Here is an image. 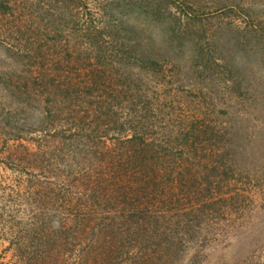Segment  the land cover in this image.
Masks as SVG:
<instances>
[{
    "label": "rangeland",
    "instance_id": "1",
    "mask_svg": "<svg viewBox=\"0 0 264 264\" xmlns=\"http://www.w3.org/2000/svg\"><path fill=\"white\" fill-rule=\"evenodd\" d=\"M101 1L13 0L9 10H0V264H264V56L261 36L251 35V26L260 25L249 17L218 14L215 9L225 0H179L186 3L184 11L169 8L180 17L177 35L169 31L174 18L149 23L142 8H134L139 0ZM110 3L118 8L116 24L128 28L123 42L132 47L136 38L129 29L138 28L152 35L154 46L144 49L146 55L133 46L138 56L113 60L105 67L113 77L103 86L105 96L95 94L75 112L65 106L61 117L44 127L50 111L18 92L25 88L23 57H31L33 70L69 73L78 82L77 75L89 73L75 63L78 54L90 41L103 40L97 31L104 36L110 31L104 11ZM242 6L264 15L263 3L252 6L249 0ZM190 9L201 11L198 25H187L183 14ZM198 26L201 33L195 32ZM202 53L234 71L210 70L212 60L209 65ZM137 57L156 63L146 70ZM237 81L246 86L241 96L233 90ZM134 87L141 89L145 110L122 102L131 97L123 96L124 89ZM109 103L118 107L116 118ZM206 137L221 141L220 151L227 149L240 169L236 181L226 185L207 168L214 160L206 156L214 149L202 142ZM182 141L192 150L190 157ZM83 144L97 156L79 157L77 146ZM139 151L146 154L142 163ZM194 153L204 158L194 160ZM168 156L164 168L174 169L172 180L161 178L147 191L137 184L130 189L128 178L118 182L119 174L109 168L123 163L128 173L146 171ZM181 188L187 200L178 198ZM75 206L89 211L84 223L72 221ZM141 209L145 220L128 218L127 211ZM162 213L174 215L167 228ZM152 216L162 232L150 231ZM130 236L138 237L132 242L140 239L141 250L132 249L137 260L119 263L117 249ZM159 239L157 259L150 260V244Z\"/></svg>",
    "mask_w": 264,
    "mask_h": 264
},
{
    "label": "trees",
    "instance_id": "2",
    "mask_svg": "<svg viewBox=\"0 0 264 264\" xmlns=\"http://www.w3.org/2000/svg\"><path fill=\"white\" fill-rule=\"evenodd\" d=\"M13 0H0V10L3 12L5 10H9L10 7V3ZM187 2V0H185ZM224 2V0H219V2ZM226 3L219 5L215 11L218 14H222V15H228V14H232L231 17H238L240 19H244L246 17H249L252 20H256L254 22H256L258 25H260L259 27L256 26H251V35L255 36L256 35H260L261 36V42L258 46L259 52L261 56H264V21H261L262 18H264V15L260 16L262 14V12L259 13L258 10L253 9L252 7L245 9L242 5H245L249 2V0H225ZM41 3V1H39ZM104 2H109V0H105V1H101V5ZM252 6L256 5L258 3H263L264 5V0H250ZM122 3V1H119V4ZM140 5L135 4L136 7L134 8H142L141 10L144 12V14L146 16H148V18H150L151 21H148L149 23L152 22H162V18H164L166 21L174 18V20L172 21V24L169 26V31L170 32H176L178 33L177 35L181 34V22H180V17L174 15L172 12H169V8L170 6L173 4L176 6V8L181 9L184 11V5H186V3L184 1H180L179 0H139ZM118 4V5H119ZM115 5V3H114ZM113 4H108L105 5L104 11H106V15L109 16V25L108 28L110 29V31H106V36H104L103 33H101L102 31H97L99 33L98 37L102 38V41L96 40L90 43H88L87 47H84V50L81 51L78 54V59L77 62L78 64H81L82 67L88 68L89 69V73L88 74H84V76H80L77 75V80L78 82L75 80V78L71 75H69V73H63L64 75H52L49 71H43V70H39L42 69L41 66L36 67L35 70L29 68L30 66L33 67V63H30V61H32L30 58V56H24L23 59L26 61V63L28 64V66L23 62L22 59L17 60L18 62L22 63V65L27 66V68L23 69V76H24V86L25 88H23V91L21 89H19L18 92H24V94H26V101H30L32 104L39 106L41 108L42 111H50V114L48 116H46V119L43 120V126H46V123L50 120H53L54 118H59L61 117V115L64 113V107L65 106H70L71 107V112H75V110H77V107H80L83 103L87 102L88 98H93L94 96H96L95 94H100L102 96H105L107 93L103 90V86L104 84L106 85L107 83L111 82L112 80V74H109L107 76L106 74V68H108V66L113 62V60H115L116 58H119L120 60H118V62L124 61V58L126 56V54H129L130 56L135 55V50L136 49L138 52H142L143 55H146L147 53L145 52V50H148L147 47H153V37L152 35H148L146 33V31L144 29H139L138 28H134V29H129V31L135 32V40L133 43H131V46H128V43H125L121 40V37L124 34H127V29L124 26H122V22L119 21V24H116V19L114 17V11L116 9H118L117 7H115ZM122 5V4H121ZM33 6V5H32ZM191 10V9H190ZM192 12L189 14H183L187 20V25H191L193 23H195L196 25H198L196 22L201 21V16H199L200 14V10H191ZM168 13V14H166ZM173 16V17H172ZM230 17V18H231ZM195 27V26H194ZM199 28V31H198ZM197 30L195 31L200 32L202 31L201 28L198 26ZM137 30V31H136ZM180 32V33H179ZM146 33V34H145ZM193 33V32H192ZM201 33V32H200ZM195 34V33H193ZM145 35V38H142L144 40H139V36H143ZM216 36V35H215ZM247 37H249L246 34ZM200 37V36H197ZM107 38V39H106ZM105 40V41H104ZM200 40V39H199ZM201 42V40H200ZM218 45L215 44V47H217ZM199 47V48H198ZM197 48L201 49L202 46L199 45ZM38 48V47H37ZM145 49V50H144ZM207 50V54L211 51L210 49L206 48ZM127 52V53H126ZM131 52V54H130ZM203 52V51H202ZM133 53V54H132ZM137 55V54H136ZM204 54L202 53V57L205 58L207 60V63L210 65V62L212 60L211 65L214 66V68H209L210 70H215L217 71L218 69H221L222 67L224 68V70L226 72H232L234 71V68L228 66V65H221L219 63L215 62V58L207 59L206 57L203 56ZM138 56V55H137ZM138 59V64L141 63V65H145V69L148 70L150 69V66L152 65V67H154L153 65L156 63L155 61H152L151 58H143V57H137ZM136 59V60H137ZM144 62V63H143ZM42 62H38V64H40ZM207 68V66L205 67ZM230 70V71H228ZM35 71V72H34ZM27 76V81H26V76ZM101 74V75H100ZM62 76V77H61ZM82 78V79H80ZM30 83V85L33 86L34 90H36V92H29L27 89L30 86H27V83ZM105 82V83H104ZM126 86V85H125ZM127 87V86H126ZM32 88V87H31ZM42 88V89H40ZM246 89V86L243 85L240 82H236V84L233 86V90L235 91L234 93H238L240 96L244 94ZM138 90V91H137ZM105 92V94H104ZM126 94H131V97L129 96H124ZM141 89H137L136 87L134 88H130V89H124V93L123 96L124 98L122 99L123 104L125 103L127 105L133 103L136 108L140 105H142V107L144 106V110L146 108V103H142L139 100H143V98L141 97L142 95L140 94ZM37 95V96H36ZM36 96V97H34ZM112 96V95H111ZM110 97V96H109ZM121 102V103H122ZM119 103V104H121ZM53 109V111H51V109ZM118 107H116L113 103H109L108 106V110L111 113L112 118H116V116H118ZM136 112V110H135ZM57 114V115H56ZM55 115V116H54ZM48 127H51L52 125L48 124ZM84 130V129H83ZM205 130V129H203ZM206 141H210V143H208L211 146V149L213 151H209V155H207L206 157H210L212 158L211 163L209 162V164L207 165L208 167H211L210 169L214 171L216 178H220L219 180H224V182L226 183V185L231 184L232 181H236L237 178V171H240V169L238 168V166L235 164V161H233V158L231 157V159L229 158V152L227 151V149L225 148V151H220L219 149L221 148L220 146H222V142L221 141H217V139H213L212 137H206V139L202 142H206ZM180 146H182L184 153H186L185 156L190 157L192 155V150L187 146L186 144H183V141L179 144ZM204 145V144H202ZM185 146V147H184ZM214 147H216L218 150H216ZM77 155L81 158L84 157H96L97 156V151L93 150L92 148H90V145H86L83 144L82 146H77ZM186 150V152H185ZM139 155H141L142 160H146V154L144 155V153H142L141 151H139L138 153ZM183 154V152H182ZM195 154V159H200V156H202L203 153L198 154V153H194ZM89 155V156H88ZM170 156V155H169ZM169 156L168 157H163V158H158L155 162L154 165H151L150 169L148 168L146 171H144V168H140V170H134L131 173H128L127 171H125L124 169V164L119 163L116 166L113 165H109V168L111 171H113L114 174H119L118 177V182L119 181H124L126 178H128L129 180V185H130V189L133 188V186H135V184H137V189L139 190L142 189L144 191H147L149 187H151L150 185L153 186H157L158 182L161 178H165V181H167V179H171L172 174L174 173V169L172 171H168L167 169L164 168L165 165L168 166V161H169ZM140 157V158H141ZM203 157V156H202ZM228 158V160H225V158ZM204 158V157H203ZM204 162V161H201ZM141 163L139 165V167H141ZM212 164V166H211ZM143 166H147V163H143ZM161 168V169H160ZM164 172H163V171ZM206 172V171H205ZM207 173V172H206ZM213 173V174H214ZM140 175V176H139ZM116 177V175H115ZM114 177V178H115ZM222 178V179H221ZM145 180V181H144ZM172 180V179H171ZM144 182V183H143ZM210 182V181H209ZM215 183L217 182V180L214 181ZM100 182H97V185L100 186L99 184ZM167 183V182H166ZM211 184V183H210ZM221 182H219L217 185H220ZM194 189V188H193ZM192 189V190H193ZM132 191V190H131ZM190 192V191H188ZM181 195H183V197L186 198V196L183 193V188H181V191L178 192L177 196L179 199H181ZM175 196L171 197V200L169 202H171V205L169 204L170 208H172L173 202H175V200H172ZM189 198V197H188ZM188 198H186L185 200H187ZM227 200H231L228 198H225ZM225 199H222V201L225 202ZM66 206V205H64ZM80 206H75V208L73 209V212L71 213V218L72 221L74 222V224H78V223H84L86 220H88L89 218V211L88 214L86 215L84 209H79ZM85 208V207H84ZM67 209V207H65V210ZM164 207H160V210H163ZM170 211V210H169ZM63 212V211H60ZM128 213V218H134V217H140V219L145 220V216H144V211L141 209L139 212H132V213ZM141 214V215H140ZM140 215V216H138ZM88 216V217H87ZM149 216V215H148ZM174 215H166L164 213L160 214V220L162 222H165L166 228L169 227L171 225V219L173 218ZM122 217L127 218L125 215H123ZM151 218H154V220L152 221V223H150V231H154L156 233H159L158 230H160L162 232L163 229V225L158 223V220L152 216ZM156 220V221H155ZM178 222H176L177 224ZM61 227V225H60ZM165 228V229H166ZM105 232L101 231V234H104ZM143 233V232H140ZM106 234H109L108 232H106ZM110 235V234H109ZM116 234H112V237L114 238ZM138 237H133L131 238V236L129 237V241L126 243H123L119 246V248L117 249V252L120 253V260L118 261L123 262L124 260L126 261V259L128 257H133V253H132V249L133 248H138L141 250L140 248V239L138 241L132 242V239H137ZM108 239V235L106 236V240ZM160 239L158 241H154L150 244V247L152 249L153 253H150V260L151 258L154 256L156 259V255H158L157 249L160 246ZM137 260V259H136ZM148 260V261H150ZM139 261V260H138ZM141 262V261H139Z\"/></svg>",
    "mask_w": 264,
    "mask_h": 264
}]
</instances>
